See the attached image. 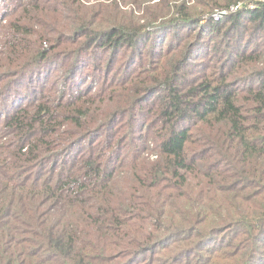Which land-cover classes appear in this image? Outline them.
<instances>
[{
  "label": "trees",
  "instance_id": "16d2710c",
  "mask_svg": "<svg viewBox=\"0 0 264 264\" xmlns=\"http://www.w3.org/2000/svg\"><path fill=\"white\" fill-rule=\"evenodd\" d=\"M0 171V264H264V0H0Z\"/></svg>",
  "mask_w": 264,
  "mask_h": 264
},
{
  "label": "rangeland",
  "instance_id": "374dc122",
  "mask_svg": "<svg viewBox=\"0 0 264 264\" xmlns=\"http://www.w3.org/2000/svg\"><path fill=\"white\" fill-rule=\"evenodd\" d=\"M81 1H83V2H85L86 4H91V3H94V2H96L97 0H81ZM188 2H189V4L191 5V6H193V4L195 3V0H188ZM235 8H233V10H234ZM217 12V10L216 11H214V14ZM214 14L212 15V17H214ZM224 14L226 15V13L224 12ZM215 18V17H214ZM11 156V155H10ZM153 156V158H155L156 156H155V154H153L152 155ZM12 157V156H11ZM3 175V172L2 171H0V177ZM5 178V177H4Z\"/></svg>",
  "mask_w": 264,
  "mask_h": 264
},
{
  "label": "built area",
  "instance_id": "2783aa9c",
  "mask_svg": "<svg viewBox=\"0 0 264 264\" xmlns=\"http://www.w3.org/2000/svg\"><path fill=\"white\" fill-rule=\"evenodd\" d=\"M222 15H224V12H217L215 14V19H219Z\"/></svg>",
  "mask_w": 264,
  "mask_h": 264
}]
</instances>
